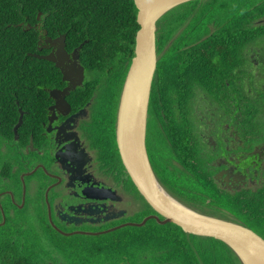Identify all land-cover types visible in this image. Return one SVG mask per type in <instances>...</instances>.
I'll use <instances>...</instances> for the list:
<instances>
[{
	"label": "flooded vegetation",
	"instance_id": "obj_1",
	"mask_svg": "<svg viewBox=\"0 0 264 264\" xmlns=\"http://www.w3.org/2000/svg\"><path fill=\"white\" fill-rule=\"evenodd\" d=\"M39 20L40 14L28 26L38 33V41L35 52L27 56L45 62L42 57H53L59 66L47 62L59 79L34 86L31 96L23 99L28 102L25 106L18 86L0 76V264H82L84 259L86 264H203L194 237H207L153 218L136 226L148 217L164 219L132 189L118 153L117 110L125 78L118 96L117 88H106L107 96L102 94L99 86L106 79L99 76L100 81L82 64L79 46L71 48L65 40L61 54L55 39L63 35L49 36ZM239 86L226 99L207 101L204 107L199 100L190 105L201 116L188 133L182 131L191 151L190 162L193 167L197 161L204 164L208 185L225 202L186 206L246 227L264 240V139L258 138L262 133L255 128L259 133H252V140L244 135L247 128L238 110ZM107 105L113 106V113L105 110ZM148 125L149 113L145 146L151 168L166 192L178 200L161 180L167 170H183L182 158L178 150L172 151L166 131L156 135L158 141L148 148ZM112 132L114 139H108ZM133 212L139 221L132 220ZM21 213L26 216L14 221ZM155 224L163 231L170 229L169 224L179 227L184 251L173 253L166 239L159 245L161 231ZM140 233L147 236L145 247L132 253L130 247L139 244ZM27 234L29 241L20 237ZM87 246L104 250L95 255L69 254Z\"/></svg>",
	"mask_w": 264,
	"mask_h": 264
},
{
	"label": "trees",
	"instance_id": "obj_2",
	"mask_svg": "<svg viewBox=\"0 0 264 264\" xmlns=\"http://www.w3.org/2000/svg\"><path fill=\"white\" fill-rule=\"evenodd\" d=\"M38 14L37 23L49 36H65L71 48L82 45L79 50L82 64L100 81L99 76L106 79L99 86L102 94L107 96L106 88H117L118 96L139 28L133 0H0V76L18 86L25 106L28 102L23 99L31 96L34 86L59 79L50 63L27 56L36 50L38 33L28 26L36 22ZM156 55L146 143L150 148V143L158 141L156 135L168 132L171 149L178 150L183 167L178 171L167 170L161 183L189 207L216 203L213 197L209 203L206 201L210 199L205 187L209 179L204 164L197 161L193 167L182 131L188 133L199 124L197 117L201 116L195 115L190 105L201 101L200 106L204 107L207 101L219 100L221 96L226 99L240 84L242 99L238 110L247 128L244 135L252 140V133H259L254 132L255 128L262 133L258 138L264 139V0H192L175 7L156 23ZM96 83L99 82L93 84ZM107 137L114 139V132ZM198 144L195 139V149ZM153 158L156 159L155 154ZM195 184L202 186L203 191L195 190ZM169 226L163 231L162 226L155 224V228L164 232L163 236L159 232V245L166 239L173 253L183 252L182 230ZM143 233L137 235L139 244L130 247L132 253H140L145 247L147 236ZM204 239L206 245L195 242L203 264H240L222 242ZM97 248L99 251L82 247L69 254L95 255L104 250Z\"/></svg>",
	"mask_w": 264,
	"mask_h": 264
},
{
	"label": "water",
	"instance_id": "obj_3",
	"mask_svg": "<svg viewBox=\"0 0 264 264\" xmlns=\"http://www.w3.org/2000/svg\"><path fill=\"white\" fill-rule=\"evenodd\" d=\"M192 0H133L137 9L133 57L125 76L117 110L116 143L122 165L134 188L161 217L183 231L222 242L241 264H264V240L252 230L195 212L169 195L156 179L146 152L145 135L156 56V23L166 13ZM58 52L64 53L65 37L59 36ZM79 46L78 49L81 48ZM77 49V51H78ZM76 51L74 55L77 57ZM42 59L60 65L53 57Z\"/></svg>",
	"mask_w": 264,
	"mask_h": 264
},
{
	"label": "rangeland",
	"instance_id": "obj_4",
	"mask_svg": "<svg viewBox=\"0 0 264 264\" xmlns=\"http://www.w3.org/2000/svg\"><path fill=\"white\" fill-rule=\"evenodd\" d=\"M105 110L106 111H111L112 113H113V106L111 105V107H108V105L106 106V108H105ZM194 189L195 190H197L198 192H202L203 190L201 189V187L202 186H199V185H197V184H195L194 186ZM206 188L208 187V189H207V195L211 198V197H213L214 199L213 200H215V199H217L216 200V203L217 202H225V198H223V197H219L220 195H216L215 193H214V190H213V188H212V186L211 185H206L205 186ZM188 193H190L189 191H187ZM190 195V194H189ZM191 197L190 198H192V196L193 195H190ZM214 203V202H213ZM210 206V205H209ZM142 207H143V209H144V206L142 205ZM261 210H262V207H261ZM136 212H133L132 213V216H131V218H133L132 220L133 221H139V219L136 217L137 215L135 214ZM22 214H24L25 216H26V214L25 213H21L20 215H19V217H17V219H14V221H17V220H19V219H21L20 217H21V215ZM241 220H243V219H245V217H242V218H240ZM259 220L261 219L260 217L258 218ZM13 221V222H14ZM260 222H262L261 220H260ZM151 223V221L147 224V226L149 225ZM264 224V223H263ZM258 229H261V228H259L257 225H255ZM22 234H24V235H26L24 232H21ZM20 237H22V238H25V239H27V241H29L30 240V237H29V235L27 234V237H24V236H20ZM18 238V236H16V239ZM195 242L197 243V244H199V245H206V241H205V239L204 238H200L199 240H195ZM55 254H56V252H54Z\"/></svg>",
	"mask_w": 264,
	"mask_h": 264
}]
</instances>
